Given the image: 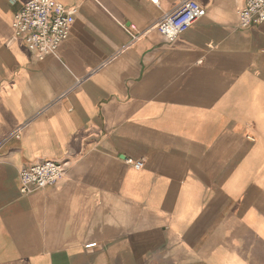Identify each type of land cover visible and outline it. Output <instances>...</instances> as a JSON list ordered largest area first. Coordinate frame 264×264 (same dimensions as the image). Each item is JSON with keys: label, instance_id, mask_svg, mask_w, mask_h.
Segmentation results:
<instances>
[{"label": "crops", "instance_id": "0c3cea01", "mask_svg": "<svg viewBox=\"0 0 264 264\" xmlns=\"http://www.w3.org/2000/svg\"><path fill=\"white\" fill-rule=\"evenodd\" d=\"M26 1L0 0V264H264V22L196 0L169 40L182 0H58L78 11L38 59ZM43 160L64 175L20 194Z\"/></svg>", "mask_w": 264, "mask_h": 264}, {"label": "built area", "instance_id": "2783aa9c", "mask_svg": "<svg viewBox=\"0 0 264 264\" xmlns=\"http://www.w3.org/2000/svg\"><path fill=\"white\" fill-rule=\"evenodd\" d=\"M157 4L158 0H150ZM240 27L246 28L264 22V0H237ZM78 9L66 7L58 0H28L14 13L13 35L23 40L38 59L54 55L70 32ZM205 9L196 0H182L175 8L163 13L154 27L167 39L173 40L202 16ZM16 133V132H15ZM134 167L143 166L142 160L126 159ZM60 162L43 160L18 171V188L22 195L54 185L64 175ZM89 243L86 247L94 246Z\"/></svg>", "mask_w": 264, "mask_h": 264}]
</instances>
